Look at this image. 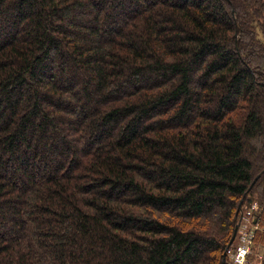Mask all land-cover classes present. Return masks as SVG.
<instances>
[{"label": "trees", "instance_id": "obj_1", "mask_svg": "<svg viewBox=\"0 0 264 264\" xmlns=\"http://www.w3.org/2000/svg\"><path fill=\"white\" fill-rule=\"evenodd\" d=\"M254 199L264 0H0V264H230Z\"/></svg>", "mask_w": 264, "mask_h": 264}, {"label": "built area", "instance_id": "obj_2", "mask_svg": "<svg viewBox=\"0 0 264 264\" xmlns=\"http://www.w3.org/2000/svg\"><path fill=\"white\" fill-rule=\"evenodd\" d=\"M259 209V206L256 207L254 203H251L250 206L243 207L239 212L237 219V231L236 239L238 238L239 242L234 246V250L231 254L233 264H246L244 257L248 252L250 243L252 244L254 238V230L249 229L247 231V222L248 218L254 219V212ZM256 224V223H255ZM254 225V224H252ZM255 230L258 229V225H254Z\"/></svg>", "mask_w": 264, "mask_h": 264}, {"label": "rangeland", "instance_id": "obj_3", "mask_svg": "<svg viewBox=\"0 0 264 264\" xmlns=\"http://www.w3.org/2000/svg\"><path fill=\"white\" fill-rule=\"evenodd\" d=\"M251 203H254L256 205V207L259 206V203L256 201V199H254V200L250 201L247 204L245 203L244 207L247 208L248 206H250ZM255 213H256V211L253 214L254 216H255ZM216 214L213 213V215H216ZM252 224L256 225L255 222H254V219L253 218L252 219L248 218L247 228H246L247 231H249V229H250V231H251V229H253L254 232H255V227ZM238 242H239V240H238V238L236 239V236H235V239H234L233 243L230 245L229 249L227 250V258H228V261L230 262V264H233L232 263L231 254H232V252L234 250V246ZM263 253H264V244L259 243V242L254 244L253 241H252V244L250 243L248 252H247V254L244 257V261L246 262V264H260V262L262 260Z\"/></svg>", "mask_w": 264, "mask_h": 264}, {"label": "water", "instance_id": "obj_4", "mask_svg": "<svg viewBox=\"0 0 264 264\" xmlns=\"http://www.w3.org/2000/svg\"><path fill=\"white\" fill-rule=\"evenodd\" d=\"M256 180V178L253 180V182ZM241 207V202H239L238 204V209H240ZM236 232H237V225L234 227L233 229V232L231 234V237L227 243V247H226V250L224 252V255H223V260H224V257H225V254H226V251L229 249L230 245L233 243L234 239H235V236H236Z\"/></svg>", "mask_w": 264, "mask_h": 264}]
</instances>
